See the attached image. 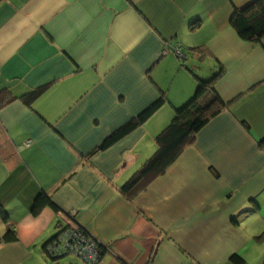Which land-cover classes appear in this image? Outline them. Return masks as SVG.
<instances>
[{
    "label": "crops",
    "instance_id": "0c3cea01",
    "mask_svg": "<svg viewBox=\"0 0 264 264\" xmlns=\"http://www.w3.org/2000/svg\"><path fill=\"white\" fill-rule=\"evenodd\" d=\"M257 1L0 0V92L15 97L0 109V238L18 235L0 243V264L53 263L44 248L67 215L108 247L98 264H264L253 259L264 252V38L231 24ZM188 67L202 78L223 67L217 91L231 105L129 200L122 188L195 95ZM41 194L56 209L35 215Z\"/></svg>",
    "mask_w": 264,
    "mask_h": 264
},
{
    "label": "trees",
    "instance_id": "16d2710c",
    "mask_svg": "<svg viewBox=\"0 0 264 264\" xmlns=\"http://www.w3.org/2000/svg\"><path fill=\"white\" fill-rule=\"evenodd\" d=\"M239 36L247 42H261L264 38V0H258L252 6L243 11H237L231 22ZM197 80L195 95L182 107L175 109V116L172 122L156 138V152L143 164L134 176L124 185L122 192L129 200L135 199L145 192L149 186L159 177L166 174L168 169L174 165L182 156L184 151L194 143L196 135L218 114L228 108L231 103L222 99L217 91V82L223 76V67H220L210 78H202L191 67H188ZM43 89H37L22 97L27 104L32 102L42 93ZM8 90L0 92V109L14 100V96ZM165 96L158 99L146 108L135 120L127 124L124 128L114 134L104 144L103 148L111 144L144 124L160 108L167 103ZM47 206L56 209L51 197L46 194L38 196L33 213L37 215L39 211ZM0 215L4 221L8 222V216L0 205ZM60 233L45 245L47 256L52 260L51 264H59L60 255L55 252V246L68 228L62 220L60 221ZM83 228V227H82ZM84 234L90 233L83 228ZM18 241L17 231L9 227L6 234L0 238V243H14ZM51 248V249H50ZM108 247L99 246V260H103ZM235 264H245V260L236 255L232 258Z\"/></svg>",
    "mask_w": 264,
    "mask_h": 264
},
{
    "label": "built area",
    "instance_id": "2783aa9c",
    "mask_svg": "<svg viewBox=\"0 0 264 264\" xmlns=\"http://www.w3.org/2000/svg\"><path fill=\"white\" fill-rule=\"evenodd\" d=\"M176 53L181 56L180 49H176ZM64 220L68 228L57 242L55 252L60 256L74 254L80 257L85 264H98L99 246L102 244L91 234L86 236L83 228L77 224L72 215H67Z\"/></svg>",
    "mask_w": 264,
    "mask_h": 264
},
{
    "label": "rangeland",
    "instance_id": "374dc122",
    "mask_svg": "<svg viewBox=\"0 0 264 264\" xmlns=\"http://www.w3.org/2000/svg\"><path fill=\"white\" fill-rule=\"evenodd\" d=\"M254 240L261 242L263 244L262 250H264V233L259 235V239H254ZM263 256H264V252L260 253L258 249V253H255L253 255L254 262H258Z\"/></svg>",
    "mask_w": 264,
    "mask_h": 264
},
{
    "label": "water",
    "instance_id": "95a60500",
    "mask_svg": "<svg viewBox=\"0 0 264 264\" xmlns=\"http://www.w3.org/2000/svg\"><path fill=\"white\" fill-rule=\"evenodd\" d=\"M66 256L67 255L60 256L59 259L61 260V259L65 258Z\"/></svg>",
    "mask_w": 264,
    "mask_h": 264
}]
</instances>
